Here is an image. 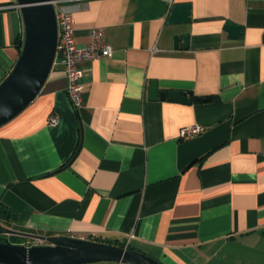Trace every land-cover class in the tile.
Here are the masks:
<instances>
[{
  "label": "crops",
  "instance_id": "1",
  "mask_svg": "<svg viewBox=\"0 0 264 264\" xmlns=\"http://www.w3.org/2000/svg\"><path fill=\"white\" fill-rule=\"evenodd\" d=\"M175 3L190 4L188 22H168ZM14 4L0 0V82L20 52ZM62 5L78 44L103 27L112 53L80 62L77 110L56 53L36 97L0 126V203L12 224L112 241L163 264H264V0ZM152 80L189 101L149 99ZM191 124L203 131L179 137Z\"/></svg>",
  "mask_w": 264,
  "mask_h": 264
},
{
  "label": "water",
  "instance_id": "2",
  "mask_svg": "<svg viewBox=\"0 0 264 264\" xmlns=\"http://www.w3.org/2000/svg\"><path fill=\"white\" fill-rule=\"evenodd\" d=\"M53 1L15 0L21 13L23 35L18 59L0 82V126L20 113L36 97L51 70L57 53V19ZM189 20L190 4L175 3L168 22L185 23ZM224 29L231 38L238 37L242 32V27L231 21L225 23ZM183 43L187 47L186 36L183 37ZM174 47H178L177 39ZM148 98L189 101L185 92L159 91L155 80L149 83ZM206 99L199 98L200 101ZM2 234L24 236L45 243L27 246L0 239L1 264H82L97 261L163 264L126 246L67 235L31 233L7 227L0 222V235Z\"/></svg>",
  "mask_w": 264,
  "mask_h": 264
},
{
  "label": "built area",
  "instance_id": "3",
  "mask_svg": "<svg viewBox=\"0 0 264 264\" xmlns=\"http://www.w3.org/2000/svg\"><path fill=\"white\" fill-rule=\"evenodd\" d=\"M64 0H54L57 19V53L61 55L64 72L67 79L66 94L72 107L77 110L83 105L81 77L83 70L80 62L84 60H95L100 57H109L112 47L105 40L103 27H93L89 31L90 40L88 43L80 45L74 36V19L70 10L62 5ZM170 4L173 0H167ZM14 7L18 8L15 3ZM58 122V115L51 114L48 117V124L55 125ZM203 131V127L198 124H191L179 130V137L189 138L198 135ZM39 242V243H38ZM43 243L40 240L33 245Z\"/></svg>",
  "mask_w": 264,
  "mask_h": 264
},
{
  "label": "trees",
  "instance_id": "4",
  "mask_svg": "<svg viewBox=\"0 0 264 264\" xmlns=\"http://www.w3.org/2000/svg\"><path fill=\"white\" fill-rule=\"evenodd\" d=\"M21 43H22V40H21V38H19L18 41H17V45H18L19 50L21 48ZM0 212H2L3 214L6 215V220L4 222V224H6V226H10V227H13L14 229H18V230L28 231V230H25V229H20V228L16 227L14 224H12L16 214L14 213V211L10 210L7 206H5L2 203H0ZM90 240H96V241H100V242H109L111 244H116V245H119V246H123V245L117 244V243L112 242V241L99 240L98 238H90ZM7 242L20 243V242H22V237L13 236L12 240L7 241Z\"/></svg>",
  "mask_w": 264,
  "mask_h": 264
},
{
  "label": "rangeland",
  "instance_id": "5",
  "mask_svg": "<svg viewBox=\"0 0 264 264\" xmlns=\"http://www.w3.org/2000/svg\"><path fill=\"white\" fill-rule=\"evenodd\" d=\"M5 226H6V224H4ZM7 227H10V226H7ZM10 228H13V227H10ZM14 229V228H13ZM18 230V229H17ZM2 238H3V240H5V241H10V240H12V237L13 236H18V237H22V242H20V243H22V244H24V245H27V246H31V245H33V243H35V242H37V240L38 239H33V238H27V237H24V236H19V235H7V234H2V235H0ZM12 243H14V242H12ZM39 243V242H38ZM45 242H43V243H41V244H44ZM37 245H39V244H37Z\"/></svg>",
  "mask_w": 264,
  "mask_h": 264
},
{
  "label": "flooded vegetation",
  "instance_id": "6",
  "mask_svg": "<svg viewBox=\"0 0 264 264\" xmlns=\"http://www.w3.org/2000/svg\"><path fill=\"white\" fill-rule=\"evenodd\" d=\"M0 239H2L3 240V238L0 236Z\"/></svg>",
  "mask_w": 264,
  "mask_h": 264
}]
</instances>
